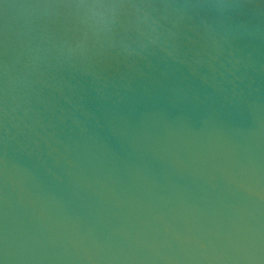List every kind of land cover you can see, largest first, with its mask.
<instances>
[{"label":"water","instance_id":"water-1","mask_svg":"<svg viewBox=\"0 0 264 264\" xmlns=\"http://www.w3.org/2000/svg\"><path fill=\"white\" fill-rule=\"evenodd\" d=\"M0 264H264V0H0Z\"/></svg>","mask_w":264,"mask_h":264}]
</instances>
